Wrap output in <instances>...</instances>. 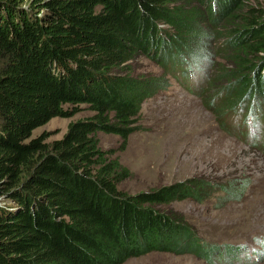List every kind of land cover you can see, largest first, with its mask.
Masks as SVG:
<instances>
[{
	"label": "trees",
	"instance_id": "obj_1",
	"mask_svg": "<svg viewBox=\"0 0 264 264\" xmlns=\"http://www.w3.org/2000/svg\"><path fill=\"white\" fill-rule=\"evenodd\" d=\"M141 51L163 75L111 71ZM170 78L223 131L264 148V0H0V199L14 208L0 209V264H122L152 251L257 264L245 245L206 241L163 207L214 190L239 200L244 182L189 180L130 195L118 187L127 170L98 147V132L126 138ZM82 104L96 115L51 143L33 137Z\"/></svg>",
	"mask_w": 264,
	"mask_h": 264
},
{
	"label": "rangeland",
	"instance_id": "obj_2",
	"mask_svg": "<svg viewBox=\"0 0 264 264\" xmlns=\"http://www.w3.org/2000/svg\"><path fill=\"white\" fill-rule=\"evenodd\" d=\"M141 52L111 71L120 77L132 74L139 80L163 75V69ZM220 63L226 64L228 60L222 57ZM95 115L89 104H82L72 117H55L37 128L33 137L46 134L51 143L63 138L70 124ZM132 126L135 129L126 138L107 132L96 135L105 156L118 159L128 172L119 189L136 195L189 180L224 185L234 180L244 182L239 200L225 201V193L214 190L209 199L206 195L201 201L174 200L163 207L206 241L245 245L247 253L252 252L251 262L264 264V259H257L254 253L261 249L258 242L264 241V148L223 131L203 100L174 78H170L165 89L143 101ZM252 127L249 124L248 129L255 133ZM232 130L239 132V127ZM9 205L13 206L0 199V209L7 210ZM122 264L207 262L193 253L152 251Z\"/></svg>",
	"mask_w": 264,
	"mask_h": 264
},
{
	"label": "clouds",
	"instance_id": "obj_3",
	"mask_svg": "<svg viewBox=\"0 0 264 264\" xmlns=\"http://www.w3.org/2000/svg\"><path fill=\"white\" fill-rule=\"evenodd\" d=\"M6 209H9V210H11V211H13L14 210V208H12L10 205L9 206H7V208Z\"/></svg>",
	"mask_w": 264,
	"mask_h": 264
}]
</instances>
